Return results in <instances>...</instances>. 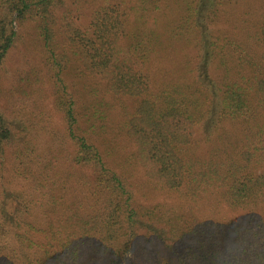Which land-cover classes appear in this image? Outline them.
I'll list each match as a JSON object with an SVG mask.
<instances>
[{
  "label": "trees",
  "instance_id": "obj_1",
  "mask_svg": "<svg viewBox=\"0 0 264 264\" xmlns=\"http://www.w3.org/2000/svg\"><path fill=\"white\" fill-rule=\"evenodd\" d=\"M78 1L0 0V264H264V0Z\"/></svg>",
  "mask_w": 264,
  "mask_h": 264
},
{
  "label": "rangeland",
  "instance_id": "obj_2",
  "mask_svg": "<svg viewBox=\"0 0 264 264\" xmlns=\"http://www.w3.org/2000/svg\"><path fill=\"white\" fill-rule=\"evenodd\" d=\"M63 9L67 6H70L71 3L75 0H61ZM82 9H86L89 5L90 0H81L78 1ZM260 6H262L260 0H238L237 5L235 6L236 15L240 16L243 19L248 20L249 18L254 17V13L259 10ZM164 12H171L172 7H166L165 5H161L160 9ZM249 14V15H248ZM15 30L20 34L19 38L21 40H17L14 42L13 46L8 51L5 57V64L3 65L4 71H2V82L8 84L9 81L13 78L15 74H17L23 67L25 61L31 57L30 50L32 46L35 45L33 41L32 35H30L31 28L29 25L25 27H15ZM9 113V112H6ZM13 116L10 117L11 120ZM10 121V120H9ZM129 147L123 143L120 147V154L125 156L129 154ZM134 179L137 182L141 181V178L136 174ZM150 202H161V197L156 192H149L144 196Z\"/></svg>",
  "mask_w": 264,
  "mask_h": 264
}]
</instances>
